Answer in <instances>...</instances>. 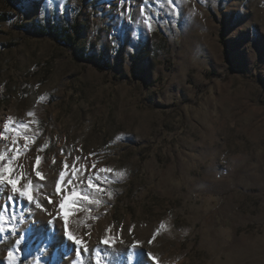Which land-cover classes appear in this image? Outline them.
Listing matches in <instances>:
<instances>
[{"label": "rangeland", "instance_id": "rangeland-1", "mask_svg": "<svg viewBox=\"0 0 264 264\" xmlns=\"http://www.w3.org/2000/svg\"><path fill=\"white\" fill-rule=\"evenodd\" d=\"M8 117L36 137L14 165L42 207L9 205L0 264H264V0H0ZM65 160L114 170L69 216L82 244L58 208Z\"/></svg>", "mask_w": 264, "mask_h": 264}, {"label": "snow or ice", "instance_id": "snow-or-ice-1", "mask_svg": "<svg viewBox=\"0 0 264 264\" xmlns=\"http://www.w3.org/2000/svg\"><path fill=\"white\" fill-rule=\"evenodd\" d=\"M49 3H52V0H49ZM170 4H174L175 0H169ZM144 23L147 25L149 29H151V20L147 15L145 16ZM41 100L44 97L40 98ZM28 116L34 117L35 113L32 111L28 112ZM31 123L38 124V120H32ZM30 130L29 123L16 122L12 117H8L7 122L3 123V128L0 130V139L7 140L8 136L6 133H12L13 138L11 140V144L14 146L12 148V154H7V150L5 152H0V191H6L8 188L11 190V195L8 196V204L0 206V233H15L16 226L13 221L18 218L14 214L13 208L9 207V205H14V201L17 197L24 198L30 203H34L36 207H42L39 200L36 198L37 193L39 192V188L33 183L32 180L27 179L26 175L23 173L22 168L23 165H14L21 155L19 141L21 137L23 138V149L27 151L31 144L35 143L36 137L34 135H28ZM90 156L95 155L94 153L89 154ZM76 161H79L81 157H75ZM42 158L40 156L35 157V176L40 180H44L42 172L39 171V165L41 163ZM6 161V163H5ZM55 162V161H53ZM71 167V178L67 179L68 188H64L63 185L65 183V178L69 175L68 169ZM17 168H20L21 171L18 173ZM90 169L92 171L91 175H85L84 177H80V173H88L89 167L87 165L77 166V164H72L71 166L68 164L67 160L63 162V170L59 173V181L55 184V193L60 197L59 199V212L63 215L65 233L69 240H74L76 244H82L83 241L76 240L74 234L69 229V216L78 209L81 201H86L92 203V197L88 194L90 192L102 193L106 191L101 187L100 181L106 180L107 175L114 172V170L110 167H99L97 168L96 162H92L90 165ZM116 175L122 176L123 173L116 172ZM109 196L111 193H108ZM49 203H52L50 197H46ZM99 203V200L95 201ZM161 228L164 226L161 225ZM155 238V237H154ZM22 237L20 239L15 240L16 245H20L22 241ZM105 244L108 241H104ZM151 243V241H149ZM8 259L10 264H16V256L13 251H8ZM131 259V257H129ZM152 259L159 264V261L156 257H152ZM34 264H39L38 260H34ZM97 264H100V261H97Z\"/></svg>", "mask_w": 264, "mask_h": 264}, {"label": "trees", "instance_id": "trees-1", "mask_svg": "<svg viewBox=\"0 0 264 264\" xmlns=\"http://www.w3.org/2000/svg\"><path fill=\"white\" fill-rule=\"evenodd\" d=\"M37 32L39 34H45V29L43 28H36ZM54 33L60 39L61 41L65 42L66 44L73 45L74 44V38L72 37L70 29L66 27H55Z\"/></svg>", "mask_w": 264, "mask_h": 264}]
</instances>
